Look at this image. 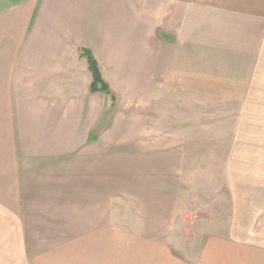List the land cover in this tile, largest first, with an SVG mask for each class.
I'll list each match as a JSON object with an SVG mask.
<instances>
[{"label":"crops","instance_id":"crops-1","mask_svg":"<svg viewBox=\"0 0 264 264\" xmlns=\"http://www.w3.org/2000/svg\"><path fill=\"white\" fill-rule=\"evenodd\" d=\"M5 3L0 67L15 99L9 191L19 264H128V238L115 251V228L130 225L131 204L146 219L171 217L186 154L155 134H131L148 129L105 119L108 111L153 83L198 98L264 100V0ZM82 47L111 94L91 92Z\"/></svg>","mask_w":264,"mask_h":264},{"label":"rangeland","instance_id":"rangeland-1","mask_svg":"<svg viewBox=\"0 0 264 264\" xmlns=\"http://www.w3.org/2000/svg\"><path fill=\"white\" fill-rule=\"evenodd\" d=\"M1 70L0 264H19V212L9 191L16 182L10 158L15 99L8 98ZM158 85L139 96L126 92L105 119L144 127L146 136L130 133L155 134L185 152L177 210L170 218L163 211L161 219H146L143 206L131 204L130 225L115 228L114 250L128 238V264H264V100H212Z\"/></svg>","mask_w":264,"mask_h":264},{"label":"trees","instance_id":"trees-1","mask_svg":"<svg viewBox=\"0 0 264 264\" xmlns=\"http://www.w3.org/2000/svg\"><path fill=\"white\" fill-rule=\"evenodd\" d=\"M80 55L81 57H84L87 59L89 63L90 71L93 75V82L91 84V92H102L105 94H111V90L109 88L108 83L104 80L99 61L97 60L95 54L92 50L88 48L82 47L80 49ZM115 100V97H114Z\"/></svg>","mask_w":264,"mask_h":264}]
</instances>
